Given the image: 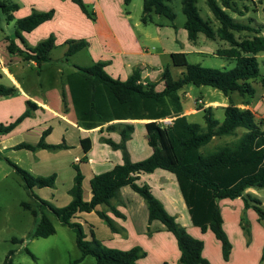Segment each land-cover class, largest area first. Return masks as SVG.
<instances>
[{
    "label": "trees",
    "instance_id": "trees-1",
    "mask_svg": "<svg viewBox=\"0 0 264 264\" xmlns=\"http://www.w3.org/2000/svg\"><path fill=\"white\" fill-rule=\"evenodd\" d=\"M88 17L94 18L93 12L88 10L82 0H71ZM208 10L218 26L213 29L210 20L203 19L195 6L196 0H180L181 11L184 15L183 28L189 41H195L197 34L202 33L206 38L219 39L227 46L216 48L214 54L227 57L233 61L228 69L201 66L198 63L186 61L184 53H170L171 64L182 67L178 77L172 78L165 68L160 73V88L156 89L153 82H142L137 70L125 79L112 78L104 70V62L95 61L88 66L73 65L80 71L78 79L79 91L77 100L73 99L78 120L87 128L94 123L110 121L118 115L120 118L149 119L143 123L145 139L151 151L148 156L137 161H131L125 149V142L130 137L132 124L109 123L106 130L116 131L118 141L108 137H100L112 149L121 153V162L110 169L91 175L88 180L90 197L83 200L81 195L80 171L73 166L72 184L68 188L69 201L59 207L38 197L33 188L51 186L54 175L46 177L33 176L16 164L6 160L13 171L20 178L26 194L33 199L39 209V216L34 219L31 237H46L54 232L52 223L44 211L50 212L56 220L70 228L74 233V242L79 250V257L67 264H75L83 256L93 258V264H138L136 260L144 255L140 246L133 245L128 249L107 247L96 239L92 232L86 239L81 225L73 220L76 212L94 210L98 204H105L115 216H122L110 204L119 187L128 185L141 196L146 205L147 221H158L162 228L170 232L178 250L177 264H210L201 254L202 241L188 234L184 227L171 215L157 196L145 184H138V174L147 173L154 169H163L171 173L176 181L178 190L186 207L189 222L199 228L201 232L210 231L219 242L220 255L223 260L228 259L230 242L222 228V218L218 207L220 199L240 198L242 212L251 208L257 220H264V210L259 206V200L253 197L247 189L264 187V119L258 118L245 107H239L231 100L230 94L248 97L253 93L252 82L255 80L264 87V74L259 75L255 54L264 52V24L240 22L228 14V11L243 15L236 0H204ZM130 0H122L126 7ZM17 8L15 3L0 1V9L7 12L6 19L12 20L11 11ZM246 11V10H245ZM127 12V10H124ZM161 15L172 21L174 13L166 0H141V23L150 21V14ZM53 10H30L22 17L14 20V37L22 46L19 48L9 40L6 49L10 54H17L24 61L31 60L40 64L48 58L49 50L54 46L53 38L38 41L34 45H27L21 32H29L41 22L48 20ZM236 33V34H235ZM245 33V34H241ZM64 57L81 49L85 40H67ZM185 84L194 86L207 85L219 90L227 97V103L222 107L223 117L218 121L207 105H198L202 112L201 127L196 122H190L185 115H180L181 104L177 90ZM14 94V87L0 84V96L8 97ZM62 108L65 101L62 97ZM31 104L25 101L24 111L12 122L0 123V134L9 132L23 117L29 113ZM108 112L110 117L107 118ZM173 116L169 123L156 121L158 118ZM45 131L34 143L20 142L12 146L14 149L33 150L35 148H55L57 144H47L43 141ZM232 136L229 141L210 152L200 153L198 147L214 137ZM80 141L82 152L89 147L87 138ZM86 142V145L83 143ZM252 203H248L247 201ZM20 206L30 210L34 217L36 212L30 209L27 202H20ZM111 231H119L112 220L102 211H96ZM244 222L239 216V227L244 229ZM16 242L15 238L11 239ZM247 242V241H246ZM25 252L31 254L25 249ZM13 252L9 250L1 264H10ZM264 257V241L259 258ZM160 264H166L162 262Z\"/></svg>",
    "mask_w": 264,
    "mask_h": 264
},
{
    "label": "crops",
    "instance_id": "crops-1",
    "mask_svg": "<svg viewBox=\"0 0 264 264\" xmlns=\"http://www.w3.org/2000/svg\"><path fill=\"white\" fill-rule=\"evenodd\" d=\"M19 1L21 2V7L13 11L12 15L14 17L26 15L31 6H34L38 10H47L48 8H53L54 10L50 19L41 22L29 32H21L27 45H34L39 40L46 37L49 32H53L55 36L54 46L59 45L67 38H86L87 45L84 48V54H86L87 57L83 64L88 66L95 61H102L104 62L103 70L112 78L123 80L134 70H139L140 80L142 82H149L147 80L149 76L148 69L155 67L160 71L159 62L156 58H150L151 54L146 51L147 49L143 44V40L146 39L149 34L139 28L138 25L145 23H141L139 17L138 19L131 20L129 10L123 12L121 9L122 0H82L93 12V21L87 18L79 10L78 6L70 0ZM130 4L131 0L127 6L129 7ZM148 22L153 23L156 28L159 26L163 27V24H156L151 16ZM182 35L184 41H187L185 30ZM149 39L158 41V31L155 30V34L151 31ZM9 40L10 37L7 34L0 36V84L7 86L12 85L14 87V94L8 97L0 96V123L7 124L19 116L25 109L26 100L31 104L29 108L31 111L16 123L9 132L0 134L1 177L9 175L13 171L10 167H6V164H1L4 162L7 163L3 159L4 157L14 162V164L18 165L20 168L22 167L28 170L35 176H43L45 174V172H40L44 170V166L37 165L39 158L35 155L41 153V150L53 148H38L34 150L23 148L14 149L12 146L20 143L12 139L15 135L25 139L32 134V136L36 138V141H33V143H36L42 132L45 131L43 136V141L45 143L58 144L62 142L61 147L58 149L65 151L63 153L66 158L60 165L65 166L67 162H69V165L70 163L72 165L79 163L77 165H79L82 170L83 167L86 170V174H82L81 179V195L83 200H88L90 197L88 180L91 175L106 171L115 164L121 162L120 151L110 148L106 143L99 140L98 132H102L106 124L127 122L132 124L133 131H131L130 137L125 142V147L131 161H137L149 155L151 149L146 143L143 128V123L147 122L149 119L120 118L122 116L118 115L115 117L119 118H114L103 123H94L95 125L93 127L87 128L78 120L74 105L69 101L68 96L65 98V109H63L56 90H45L41 93L39 88L36 87V83L31 81V77L27 74L28 65H36V63L31 60L24 61L15 53H8L6 46ZM13 41L19 48H22L17 39L13 38ZM215 49H213L211 53L214 54ZM64 50L65 47L62 46V53ZM197 50L200 51L199 49L191 47L190 49L168 50L166 53L169 56L170 53L182 52L185 54L186 52ZM39 65L40 64H37L38 67ZM165 68L168 70L167 66H165ZM181 71L182 70H180L179 73ZM78 77H80L79 74ZM39 86L40 83L38 84V87ZM79 86L78 79L71 84L69 83L70 89L74 92L75 100H77L79 95ZM252 87L253 93L250 96L240 97L236 94H230V98L235 105L248 108L255 117L264 119V87L261 86L257 80L252 82ZM40 94L43 98H41L42 96ZM185 95H187L186 92H184V96ZM223 97L227 100L226 96L223 95ZM198 100L200 102V99ZM180 104V115L188 116L198 110L197 108H192L189 104L185 106L181 101ZM225 104V100L205 101L202 99V104L200 105L202 107L209 105L211 108L219 107L222 109ZM36 114H40L43 119H40V121L33 120L31 115ZM107 116V118L110 117L109 112ZM172 118L173 116H166L158 118L156 121L169 123ZM136 127H139V134H141L138 141L137 138L133 136ZM107 135H110L113 141H118L119 139L116 131L111 130L106 133V136ZM83 138H87L89 141V147L85 152H82L79 141ZM22 142H25V140ZM83 144L86 145V142ZM20 150L26 152L17 155L13 152ZM69 151L71 152L69 153ZM11 155L13 157H10ZM51 170L50 172L54 174L55 180L58 177V173L55 169L56 173L53 172V169ZM136 182L147 185L160 199L166 210L170 214H173L176 220L177 218L180 219L178 222L184 226L185 231L192 237L202 241L201 254L210 261L211 264L212 258L219 257V242L213 237L211 232L208 230L201 232L198 227L193 226L189 222L186 207L171 173L157 168L147 173L138 174ZM70 185L71 184L68 186ZM247 191L250 192V189H247ZM69 199L70 197L68 198L66 196L63 204L65 205ZM239 201L240 198L238 197L234 199H220L218 201V207L222 218V228L226 233L227 227H232L233 223L239 226V214L242 211V209L241 211L239 209V206L242 208V202L240 203ZM111 204L122 216H115L107 205L98 204L95 206L94 210L76 212L73 220L84 225L86 221H83L81 217L95 215L100 221L101 218L97 215L96 211H102L112 220L114 226L118 228L119 231H111L104 223L107 226L106 230L98 220H95V225L89 223V233L92 232L93 236L98 239L101 244L118 249H128L133 245L140 246L144 251V255L136 260L138 264H160L162 262H166V264H177L176 259L178 250L170 232L163 230L157 225L154 229L155 231L151 235H147L146 237L141 234L137 235L138 232L136 227L142 228V225L144 222L146 223L147 219L146 205L141 196L134 192L128 185H123L119 187L118 196L111 200ZM235 205L237 207L233 208ZM249 211V208L244 210V212L251 217L252 214ZM95 226L99 227L101 231L100 235L96 233L97 230ZM123 232L125 233L124 236L121 235ZM130 239H132V243H128ZM244 245L247 248L249 242L247 245L244 242ZM243 251L246 252V249ZM231 254L232 245L230 247L228 260L225 261L226 264L231 262ZM230 264H232V262ZM243 264L249 263L247 261Z\"/></svg>",
    "mask_w": 264,
    "mask_h": 264
},
{
    "label": "rangeland",
    "instance_id": "rangeland-1",
    "mask_svg": "<svg viewBox=\"0 0 264 264\" xmlns=\"http://www.w3.org/2000/svg\"><path fill=\"white\" fill-rule=\"evenodd\" d=\"M0 1H4L7 3H15L17 5V8L21 7V2L19 0H0ZM166 3L170 6V8L174 13V18L172 21H169L168 19H166L161 15H155L151 13L150 16L152 17L154 22L158 25L163 24V27L159 26L158 28H156L154 24L150 22H147L142 25L141 24L138 25L139 28H141L142 30L147 32V34H149L148 37L143 40V44L147 49L146 51L149 54H151L150 58H156V60L159 62L160 65V71H158L155 67H152V69L151 68L148 69L149 76L147 80L149 82L156 83L155 84L156 89L160 88L161 86L159 75L161 71L165 69V66L168 67L169 74L172 78L178 77L179 71L183 70L182 67L174 66L171 64L170 56H168V54L166 53V51L168 50L187 49V48L190 49L192 47L194 49H199L200 51L197 50V51L186 52L184 56L187 62L198 63L201 66L213 67V68L228 69L232 67L233 61L231 59L211 53L215 48L226 47L227 46L226 42L219 39H215V40L208 39L202 33H198L197 39H195V41L193 42L189 40L184 41V37L182 35L185 30L183 28L184 15L181 11L180 0H166ZM235 3L240 10H243V15L238 16L237 14L228 11V14L232 16L234 19L240 22H246L248 18H250L251 23L253 25L264 24V0H236ZM195 6L197 8L199 15L203 19L210 20L211 27L215 29L218 26V22L214 19L211 12L208 10L205 1L196 0ZM87 8L88 10H90L89 6ZM49 9L53 10V8H48L47 10ZM121 9L123 12L124 10H129L131 20L138 19L141 13V0H131V4L129 5V7L128 6L124 7L122 5ZM30 10L46 11V10H38L34 6H31L29 8L28 13L30 12ZM13 11L10 12L11 15ZM6 15L7 12H3L0 9V36L7 34L9 35L10 40L13 38L17 39L13 35L15 31L14 20L19 17L18 16L14 17L12 15V20H8L6 19ZM89 19L91 21L94 20V18H89ZM155 30L158 31V36H159L158 41L155 39L154 40L149 39L151 31L153 34H155ZM241 34H245V33H241ZM49 35H51V37L53 38V44H54L55 36L53 32H49L47 36L44 37L43 39L47 38ZM78 39L85 40V45L81 49L67 56L65 59L64 52L62 53V46H64L66 49L67 45L65 42L67 40H78ZM86 45H87L86 38H67L59 45L53 46L49 50L48 58L46 59V61L40 63L39 67L37 66V64L28 65L29 67L27 74L29 77H31V81L36 83V87L39 88L41 93H43L45 90L50 91L51 89H54L58 93L60 102L62 100V97L64 98L65 101V98L68 96L69 101H71V103H74L73 102L74 92L72 89H70L69 83L71 84L75 80L80 78L78 77L80 71L77 70L73 65L87 66L83 64V62L86 60L87 57V55L84 54L85 52L84 48L86 47ZM153 55L157 57H154ZM255 58L257 61L258 73L259 75H263L264 52L260 51L256 53ZM138 71L139 70H137V72ZM138 75H140L139 72ZM39 83L40 86L38 87ZM183 91L186 92L187 95L184 96ZM176 94L179 96V100L185 106L189 104L191 105L192 108H197L198 105L202 104V99L205 101L225 100L227 103V100L224 99L223 94L219 90L207 85L194 86L191 84H185L180 89H178ZM41 98H43V96ZM198 99H200V102H197ZM61 107H63L62 102H61ZM29 111L31 110L29 109ZM212 112H213V116L218 121L222 119L223 113L221 108L212 107ZM185 117L190 122H196L200 124L201 127L204 125L202 121V112L200 109L196 110L194 113ZM31 118L33 120H38V121H40V119H43V117L40 114L31 115ZM139 130H140L139 127H136L133 133V136L134 138H137V141L140 139V135H141L139 134L140 133ZM110 131L111 130H106L105 128L103 129L102 132L99 131L98 132L99 138L102 136L110 138V135L106 136V133ZM12 139L19 142L25 140V142L30 144H34L33 141H36L35 140L36 138L32 136V134L25 139L19 138L18 135L13 136ZM231 139L232 136L230 135L214 137L205 144L199 146L198 151L200 153L210 152L215 148H217L219 145H221L224 141H229ZM61 143L62 142H59L57 144L59 146L53 149L41 150L40 151L41 153L35 155L37 158H39V162L37 163V165L44 166V170L40 172L42 173L45 172V174L40 177L49 176L51 174L50 171H52L51 169H53V172H55L56 170L58 173V177L55 180L53 179V184L51 186L33 188L34 193L38 197L48 201L55 207L63 206L66 196L68 198L70 197L67 189L68 187L71 186L68 185L72 184V178H73L72 175H74L73 166H76V168L80 171L81 175L86 174V170L84 169V167L82 170V168H80L79 165H77L79 163H76L75 165H72L70 163L69 165V162H67L65 166L60 165V163L64 161L66 158V156L63 153L65 151H61L58 149L59 147H61ZM13 152H15L14 154L17 155V154H24L23 152L26 151L20 150ZM70 152L71 151H69V153ZM10 157L13 156L11 155ZM3 159L5 161L8 160L5 157ZM8 161L12 162L11 160ZM1 164L3 165L6 164L5 165L6 167H10V169H12V167L8 162L7 163L4 162ZM1 171L2 169H0V174ZM26 171L30 173L28 170ZM30 174L33 175L32 173ZM249 189H250V194L259 200L260 203L259 206L262 210H264V187H259V188L252 187ZM151 192L153 193L152 190ZM117 196H118V190L113 198H116ZM112 199H110L109 201L110 204ZM20 202H27L29 204L30 209L35 210L36 215L33 217L32 214L30 213V210L24 209L22 206H20ZM239 202L241 203L242 200L240 199ZM247 202L252 203L249 200ZM234 207L237 206L235 205L233 206V208ZM239 209L241 211V209L243 208L239 206ZM249 209H250L249 212H251L252 214L251 217L248 216L245 212L239 214L240 218H242L244 222L245 225L244 229L248 231L247 238L236 223H233L232 227L230 226L227 227L226 229L227 233L225 232L230 244L232 245V254L230 258L232 264H243L244 262L247 261L249 264H264V257L262 259L259 258L264 241V220H257L255 212L250 207ZM44 213L49 217L52 226L54 228V232L46 237H31L30 232L34 227L33 225L35 221L34 219H37V217L39 216V209L36 207V204L33 201V199H31L26 194V191L22 187L20 178L17 176V174L14 171H12L11 174L5 177L0 176V264L3 262V259L9 250L13 252L11 256L10 264H67L69 261H72L79 257L80 253L74 243L73 231L67 226L60 224L50 212L44 211ZM81 219L83 221L84 220L86 221L84 225L81 224L80 225L85 234L86 239H89L90 236H89L88 224L93 223L95 225V220L98 219L97 217H95V215L84 216L81 217ZM177 221H180V219L177 218ZM99 222L107 230V226L104 224V221L100 219ZM157 225L162 228V226L158 221L152 220L148 222L146 219V223L144 222V224L142 225L143 229L140 227H136L138 232L137 235L141 234L142 236L145 237L147 235L149 236L155 231L154 229ZM95 227L97 230L96 233L100 235L101 231L99 230V227L98 226ZM121 235L124 236L125 233L123 232ZM12 238H15L16 240L19 241L12 242L11 241ZM130 242L132 243V239L128 240V243ZM244 242L246 243V245L249 242V246L247 248L245 247ZM25 249L31 254V256L25 252ZM244 249H246V252L243 251ZM227 260H223L221 258V255H219V257L217 258H212V264H226L225 261ZM231 262H229V264ZM92 263H93V258L89 255H86L82 257L75 264H92Z\"/></svg>",
    "mask_w": 264,
    "mask_h": 264
},
{
    "label": "built area",
    "instance_id": "built-area-1",
    "mask_svg": "<svg viewBox=\"0 0 264 264\" xmlns=\"http://www.w3.org/2000/svg\"><path fill=\"white\" fill-rule=\"evenodd\" d=\"M197 102H199V100H197Z\"/></svg>",
    "mask_w": 264,
    "mask_h": 264
}]
</instances>
